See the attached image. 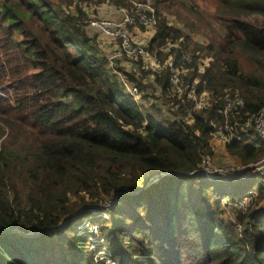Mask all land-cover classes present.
I'll return each instance as SVG.
<instances>
[{
  "label": "trees",
  "instance_id": "1",
  "mask_svg": "<svg viewBox=\"0 0 264 264\" xmlns=\"http://www.w3.org/2000/svg\"><path fill=\"white\" fill-rule=\"evenodd\" d=\"M212 1L216 10L205 15L194 0H153L180 28L159 16L148 49L174 45L157 59L171 56L179 66L190 57L187 83L236 94L240 115L255 114L264 109V21L252 17H264V0ZM77 12L66 13L63 0H0V87L12 92L10 101L0 96V264H103L88 250V234H76L85 219L99 227L116 264H264V212L239 215L237 230L213 205L225 198L215 188L222 183L194 173L213 155L212 123L223 116L215 106L197 111L167 98V70L141 74L165 104L178 106V119L145 104L138 83L148 106L137 105L81 26L86 13ZM200 31L207 46L191 39ZM201 57L209 61L199 73ZM226 151L242 166L263 155L240 143ZM257 183L258 203L264 185L255 175L233 183L228 199ZM106 201L112 206L98 210L106 218L91 213Z\"/></svg>",
  "mask_w": 264,
  "mask_h": 264
},
{
  "label": "built area",
  "instance_id": "2",
  "mask_svg": "<svg viewBox=\"0 0 264 264\" xmlns=\"http://www.w3.org/2000/svg\"><path fill=\"white\" fill-rule=\"evenodd\" d=\"M131 5V7H130ZM100 8L97 15L83 21L91 30L97 31L100 36L110 42L111 47L105 58L107 68L115 75L122 86L125 94L130 95L137 105L143 103L141 93L136 84L129 81L126 74L117 69V65L125 61L135 64L141 62L140 69H148L147 65L151 64L149 71L154 76H160L165 70L168 71L169 89L167 98L175 99L184 104L190 101L194 110H204L209 107H216L217 112L223 116V122L212 123V133L210 146L212 152L221 147L225 148L232 143H240L253 149H262V157L255 163L242 166L241 164H222L214 159V155H204L201 158L200 165L194 173L206 177L214 183H236L238 181L257 176L264 185V109L255 114L243 116L240 115L244 103L242 98L236 94L225 93L224 96L218 97L213 92H209L204 83H200L199 79L192 82H186L187 69L186 64L190 63V57H183V62L179 66H175L171 56L164 61H159L155 55L157 51L166 52L168 47L174 45L167 44L155 50L154 55L148 49V43L155 34L159 24V16L156 10L148 3L129 2L125 6H108L107 9ZM74 14V13H73ZM166 25L180 28L179 24L172 19L165 18ZM142 28L150 36L144 37V40L136 42L134 40V31ZM89 36V35H88ZM207 64L203 63V66ZM138 69V68H137ZM203 69H199L202 73ZM152 78V77H150ZM155 85V90L161 94V89ZM221 101V105H218ZM160 101L154 102L163 112H166L168 119H178L174 116V112L178 106L173 107ZM214 153V152H213ZM246 168L249 170L245 171ZM258 198V191L251 189L243 197L237 200H229L225 198L217 199L213 202L214 207L220 211L221 218L233 223L237 230L240 225L237 223V217L247 212ZM111 201H106L104 209L108 210L112 206ZM92 214L98 211L96 207H89ZM257 212H264V195L256 206ZM106 218L102 213L97 214ZM89 218V217H88ZM76 234L84 236L88 234V250L93 252L95 262L103 264H116L112 259L111 253L105 247L104 240L99 234V227L92 225L87 219L78 225Z\"/></svg>",
  "mask_w": 264,
  "mask_h": 264
},
{
  "label": "rangeland",
  "instance_id": "3",
  "mask_svg": "<svg viewBox=\"0 0 264 264\" xmlns=\"http://www.w3.org/2000/svg\"><path fill=\"white\" fill-rule=\"evenodd\" d=\"M121 1L124 4L120 3ZM194 1L198 5L199 10L203 11L205 13V15L214 14L216 7H217V3H215L214 1H212V0H194ZM129 2H136V3L148 2L156 10V8L154 7L153 0H83V1H79V0H66V1H64L63 0V8L66 11V13H70V14L74 13L75 15L77 14L78 18H80V14H78V12H77L78 9H80L82 12L86 13V15L80 19V22L82 24L81 26L83 27V29L87 35H89L92 38H95V41L98 45L100 52L105 57L107 53L105 54L103 51H104V49H106V46H111L110 42H108L105 38L100 36V34L97 31H95L93 29L91 30V28L87 24L83 23V21H85L87 19H91V17H93V16H96L97 12H98V10H100V8H102L103 9L102 11H104V9H107L108 6H111V5H113V6L114 5L125 6ZM130 7H131V5H130ZM156 12H157L158 16H160V19L163 17V19H165V18H168V20L172 19L177 24H178V21L180 22V20H178V18L176 17V15L174 13H170V12L165 11L163 9V7H159L158 11L156 10ZM252 19L257 20L259 22L264 21V17L260 18V17L253 16ZM208 20H209V17H208ZM143 31H144V29L137 28L134 32L142 33ZM137 33L133 34L134 40L136 42L139 41L135 38V35H137ZM204 35H205L204 31H200V33L195 32V33L191 34V39L194 43H196L198 45L207 46V44L209 42V38L204 36ZM102 42H104L107 45L101 44ZM169 48L170 47H168L167 49L169 50ZM208 61H209L208 58L203 57L202 60L200 61V64L198 65V67L203 69L205 67V66H203V63L208 65ZM241 64L246 71H249L251 69L249 67L250 64H248L247 61L243 57L241 59ZM120 65L121 66L117 65L118 70H120L121 72L126 74L128 77L129 76L133 77L135 80L133 83H135V84L138 83L141 86H143L142 91H141L142 96L143 95L149 96V99H147V101L146 100L144 101L145 104L149 103V104L156 105L154 102L160 101L159 104L161 105V102H163V97L161 94H158L156 92L155 85L153 83L148 82L144 78V76L141 74V69H140V67H142L141 62L135 64L133 62L125 61L124 63H121ZM147 67H148V69H145L144 72H148L150 70V68H152V65L149 64V65H147ZM5 88H6L5 85L0 87V96L7 97V99L10 101L12 99V92L7 91V90L3 91V89H5ZM145 104H144V107L148 106ZM187 112L188 111L186 110V113ZM161 116H162V118L167 119L166 112H163L162 110H161ZM184 121H186L188 123L192 122L189 113H188V116L184 119ZM213 152H214L213 157H214L215 161L218 163L240 165V163L237 160H234V158H232V156H230L227 153L225 148L219 147V148L215 149ZM234 187H235V185L233 183L216 184L215 185V188L217 189L218 192L225 194V196H224L225 199H228L229 196L233 193ZM257 188H258V183L254 185V189L257 190ZM259 201L260 200L258 199V203H259ZM258 203L254 202L253 205L247 211H252V210L255 211ZM104 204H105V202H102L101 204H99L96 207L97 210H105ZM97 214H98V211L96 212L95 215L97 216Z\"/></svg>",
  "mask_w": 264,
  "mask_h": 264
},
{
  "label": "crops",
  "instance_id": "4",
  "mask_svg": "<svg viewBox=\"0 0 264 264\" xmlns=\"http://www.w3.org/2000/svg\"><path fill=\"white\" fill-rule=\"evenodd\" d=\"M135 33H137V32H135ZM146 36H150V34L149 33H146L145 31H143L142 33L138 32L137 35H135V38L137 40H139V42H140L141 40H144V37H146ZM101 44L107 45L104 42H102ZM110 47L111 46H106V49H104L103 52L106 54L109 51ZM232 158H234V157H232ZM234 160H237V159L234 158Z\"/></svg>",
  "mask_w": 264,
  "mask_h": 264
},
{
  "label": "water",
  "instance_id": "5",
  "mask_svg": "<svg viewBox=\"0 0 264 264\" xmlns=\"http://www.w3.org/2000/svg\"><path fill=\"white\" fill-rule=\"evenodd\" d=\"M247 170H249V168H246L245 171H247ZM161 176H162V175H159V176L153 177V178L151 179V181H150L146 186H148L150 183H154V182H156V181L158 180V178L161 177ZM154 180H155V181H154Z\"/></svg>",
  "mask_w": 264,
  "mask_h": 264
}]
</instances>
